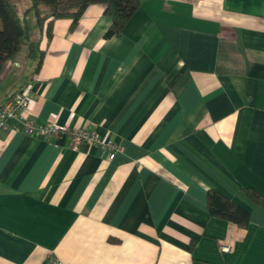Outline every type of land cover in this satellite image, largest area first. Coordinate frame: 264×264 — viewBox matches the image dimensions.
<instances>
[{"label": "crops", "instance_id": "1", "mask_svg": "<svg viewBox=\"0 0 264 264\" xmlns=\"http://www.w3.org/2000/svg\"><path fill=\"white\" fill-rule=\"evenodd\" d=\"M139 3L118 36L105 39L111 20L91 4L73 28L53 22L37 71L6 64L0 105L26 91L28 118L120 150L109 160L9 120L0 264H264V205L246 193L264 198V0ZM208 191L248 226L211 218Z\"/></svg>", "mask_w": 264, "mask_h": 264}, {"label": "trees", "instance_id": "2", "mask_svg": "<svg viewBox=\"0 0 264 264\" xmlns=\"http://www.w3.org/2000/svg\"><path fill=\"white\" fill-rule=\"evenodd\" d=\"M28 1V8L19 11V0H0V84L6 64L23 52L25 59L36 61L35 71L39 69L43 58L40 41L43 37H51L54 21L71 20V28H73L89 5L103 4L105 15L111 20L104 37L110 39L123 31L140 4L139 0ZM31 14L34 18V31L28 22ZM246 193L254 202L264 205V198L251 190H247ZM206 206L211 218L233 223L240 228L248 226V213L215 191H208Z\"/></svg>", "mask_w": 264, "mask_h": 264}, {"label": "built area", "instance_id": "3", "mask_svg": "<svg viewBox=\"0 0 264 264\" xmlns=\"http://www.w3.org/2000/svg\"><path fill=\"white\" fill-rule=\"evenodd\" d=\"M28 112H30V100L26 91L19 92L10 97L0 106V131L7 129V122L9 120H16L22 125L24 133L28 136H41L44 139L66 136L74 149L83 142L97 146L103 151L108 152L109 160H112L120 150L116 143L109 139H101L90 130L71 129L68 126L56 123L39 124L27 117ZM218 245L222 253H229L232 250V244L228 238L219 242ZM49 264L57 263L50 261Z\"/></svg>", "mask_w": 264, "mask_h": 264}, {"label": "rangeland", "instance_id": "4", "mask_svg": "<svg viewBox=\"0 0 264 264\" xmlns=\"http://www.w3.org/2000/svg\"><path fill=\"white\" fill-rule=\"evenodd\" d=\"M28 6H29V1L28 0H19V5H18L19 11L25 10L26 8H28ZM28 22H29V24L31 26V29H33V31H34V18H33L32 14L29 15ZM35 32H36V30H35ZM24 54H25V52H23L20 55L21 57H23V59H25ZM23 59L18 56V58L17 57L15 58V62L14 63L22 65V63H25L26 61H28L26 59L25 60H23ZM28 63L29 62H27L26 64H28ZM26 64H24L25 67L24 66L21 67L24 71L28 69V65L29 64L28 65H26ZM16 67H18V65L15 66V64L13 65V63H12V68L15 69ZM18 71H19V69H18ZM6 87H7V84L5 86H3V87H0V92L3 93V91L5 90Z\"/></svg>", "mask_w": 264, "mask_h": 264}]
</instances>
